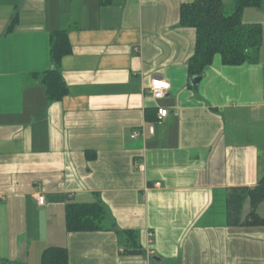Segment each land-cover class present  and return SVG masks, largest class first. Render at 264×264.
Wrapping results in <instances>:
<instances>
[{"label":"crops","instance_id":"obj_1","mask_svg":"<svg viewBox=\"0 0 264 264\" xmlns=\"http://www.w3.org/2000/svg\"><path fill=\"white\" fill-rule=\"evenodd\" d=\"M195 1L0 0V264H42L53 247L69 264H264L250 198L240 225L227 210L264 177V9L242 15L262 28L258 61L217 56L194 85L196 30L180 11ZM58 31L68 92L49 101L36 76ZM157 78L162 99L147 91ZM69 204L101 205L104 228L68 232ZM126 231L142 254L126 253Z\"/></svg>","mask_w":264,"mask_h":264},{"label":"trees","instance_id":"obj_2","mask_svg":"<svg viewBox=\"0 0 264 264\" xmlns=\"http://www.w3.org/2000/svg\"><path fill=\"white\" fill-rule=\"evenodd\" d=\"M233 9L227 13L224 0H196L184 4L180 11L183 27L196 30L195 53L189 61L188 70L192 78L202 75L219 56L226 66H239L256 63L262 46V28L259 25H246L242 15L247 8H263L264 0H233ZM72 47L68 32L58 31L51 36L52 68L36 76L46 87L49 101H61L68 88L61 74V62L70 54ZM251 200L252 211L248 217L250 224H264L257 208L264 203V177L254 188L234 189L227 199L228 222L231 226L241 224L244 203ZM106 214L99 204H69L66 211V226L70 233L96 231L104 228ZM124 243L128 255L142 254L136 243V235L124 232ZM42 264H69L66 248H48L42 255Z\"/></svg>","mask_w":264,"mask_h":264},{"label":"built area","instance_id":"obj_3","mask_svg":"<svg viewBox=\"0 0 264 264\" xmlns=\"http://www.w3.org/2000/svg\"><path fill=\"white\" fill-rule=\"evenodd\" d=\"M170 89H171V86L169 82L163 79L157 78L151 82V85L147 89V91L153 98L162 99L168 95ZM158 115H159V118L162 120L167 117L168 111L165 109H159ZM137 136H139V133L133 132L131 138L135 139ZM160 186H161L160 183L155 184V187L157 188H160ZM36 200L40 206H44L46 204V198L43 194H40V193L37 194ZM149 235L152 236L153 234H149Z\"/></svg>","mask_w":264,"mask_h":264},{"label":"rangeland","instance_id":"obj_4","mask_svg":"<svg viewBox=\"0 0 264 264\" xmlns=\"http://www.w3.org/2000/svg\"><path fill=\"white\" fill-rule=\"evenodd\" d=\"M224 2L226 4L227 13L228 14L231 13V11L233 9V4H234L233 0H224ZM246 202L248 203L249 201H246ZM247 203H245L244 207L246 206Z\"/></svg>","mask_w":264,"mask_h":264},{"label":"water","instance_id":"obj_5","mask_svg":"<svg viewBox=\"0 0 264 264\" xmlns=\"http://www.w3.org/2000/svg\"><path fill=\"white\" fill-rule=\"evenodd\" d=\"M200 81V77H194L193 79H192V84H196V83H198ZM158 261H160V260H158Z\"/></svg>","mask_w":264,"mask_h":264}]
</instances>
